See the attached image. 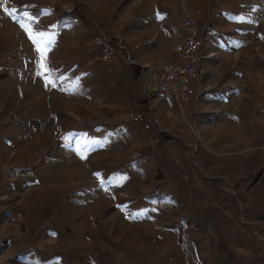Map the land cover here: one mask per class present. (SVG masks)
<instances>
[{
    "label": "rangeland",
    "instance_id": "1",
    "mask_svg": "<svg viewBox=\"0 0 264 264\" xmlns=\"http://www.w3.org/2000/svg\"><path fill=\"white\" fill-rule=\"evenodd\" d=\"M0 264H264V0H0Z\"/></svg>",
    "mask_w": 264,
    "mask_h": 264
},
{
    "label": "built area",
    "instance_id": "2",
    "mask_svg": "<svg viewBox=\"0 0 264 264\" xmlns=\"http://www.w3.org/2000/svg\"><path fill=\"white\" fill-rule=\"evenodd\" d=\"M182 24L187 37L171 44L173 59L146 67L147 87L152 92L170 97L176 102L188 101L195 87L197 88L198 77L203 74L198 55L199 42L196 28L187 20ZM104 50L107 56L112 54L110 46H104Z\"/></svg>",
    "mask_w": 264,
    "mask_h": 264
},
{
    "label": "snow or ice",
    "instance_id": "3",
    "mask_svg": "<svg viewBox=\"0 0 264 264\" xmlns=\"http://www.w3.org/2000/svg\"><path fill=\"white\" fill-rule=\"evenodd\" d=\"M4 11H5V12H8V9L5 8ZM16 11H17L16 9H13L11 12H8V14H9V15H12V14L15 13ZM25 15H27V14H25ZM16 18H17V20H20L19 17H16ZM28 18L31 19L32 17H28ZM21 26H22V27H26V25H24L22 21H21ZM29 31H31V30L29 29ZM41 37H43V34H41ZM33 39H34V42H38V41H36V38H35V37H33ZM49 42H50V38H49ZM41 51H42V52H46V49L42 48ZM42 68H44L45 71L47 70V69H46V66L43 65V64H42ZM49 83H52L53 86H55L54 82L49 81Z\"/></svg>",
    "mask_w": 264,
    "mask_h": 264
},
{
    "label": "crops",
    "instance_id": "4",
    "mask_svg": "<svg viewBox=\"0 0 264 264\" xmlns=\"http://www.w3.org/2000/svg\"><path fill=\"white\" fill-rule=\"evenodd\" d=\"M187 35V34H186ZM195 89H197L196 87H195Z\"/></svg>",
    "mask_w": 264,
    "mask_h": 264
}]
</instances>
